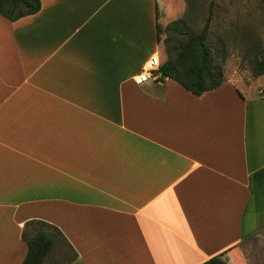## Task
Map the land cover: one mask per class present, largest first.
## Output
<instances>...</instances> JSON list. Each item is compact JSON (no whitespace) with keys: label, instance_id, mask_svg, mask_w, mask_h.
Returning <instances> with one entry per match:
<instances>
[{"label":"crops","instance_id":"0c3cea01","mask_svg":"<svg viewBox=\"0 0 264 264\" xmlns=\"http://www.w3.org/2000/svg\"><path fill=\"white\" fill-rule=\"evenodd\" d=\"M184 8L0 15V264H21L41 227L63 264H247L236 248L264 233V84L137 81Z\"/></svg>","mask_w":264,"mask_h":264},{"label":"rangeland","instance_id":"374dc122","mask_svg":"<svg viewBox=\"0 0 264 264\" xmlns=\"http://www.w3.org/2000/svg\"><path fill=\"white\" fill-rule=\"evenodd\" d=\"M173 2L175 6L185 3L183 13H177L184 21L182 25H176L199 32L206 20L210 0H196L190 5L186 0ZM160 34L161 49L167 58L166 48L182 42L184 36L164 29ZM207 43L215 53L225 79L233 81L240 89L253 84L263 85L264 74L254 77L252 64L254 45L264 46V0H214ZM159 75L157 72L152 80H158ZM236 250L242 252L245 263L264 264V233L242 242Z\"/></svg>","mask_w":264,"mask_h":264},{"label":"trees","instance_id":"16d2710c","mask_svg":"<svg viewBox=\"0 0 264 264\" xmlns=\"http://www.w3.org/2000/svg\"><path fill=\"white\" fill-rule=\"evenodd\" d=\"M190 5L196 0H186ZM214 0H210L206 20L197 33L178 27L183 23L179 17L169 22L163 29L168 33L183 35L184 39L178 44L166 48L167 58L159 64L157 72L158 81L163 80L161 74L178 82L188 91L201 94L213 89L225 81L221 66L217 62L216 55L207 43L208 32L212 20V6ZM41 0H0V15L14 21L20 17L34 14L40 9ZM160 29V32L163 30ZM254 62L252 73L254 77L264 74V46L259 43L254 45ZM260 95L264 96V85ZM27 244V252L21 264H63V261L50 259V254L55 247V237L39 228L31 236H24ZM225 253L214 256L201 264H221Z\"/></svg>","mask_w":264,"mask_h":264},{"label":"built area","instance_id":"2783aa9c","mask_svg":"<svg viewBox=\"0 0 264 264\" xmlns=\"http://www.w3.org/2000/svg\"><path fill=\"white\" fill-rule=\"evenodd\" d=\"M158 58L153 56L147 66L141 71V73L137 77V81L142 83L146 82L157 75V70L159 68Z\"/></svg>","mask_w":264,"mask_h":264},{"label":"water","instance_id":"95a60500","mask_svg":"<svg viewBox=\"0 0 264 264\" xmlns=\"http://www.w3.org/2000/svg\"><path fill=\"white\" fill-rule=\"evenodd\" d=\"M161 77H162V78H166V75H165V74H161Z\"/></svg>","mask_w":264,"mask_h":264},{"label":"bare ground","instance_id":"6f19581e","mask_svg":"<svg viewBox=\"0 0 264 264\" xmlns=\"http://www.w3.org/2000/svg\"><path fill=\"white\" fill-rule=\"evenodd\" d=\"M156 57V56H155Z\"/></svg>","mask_w":264,"mask_h":264}]
</instances>
